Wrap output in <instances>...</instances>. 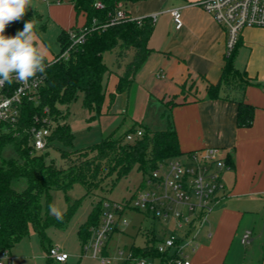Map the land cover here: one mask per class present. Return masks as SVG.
<instances>
[{
    "label": "trees",
    "instance_id": "trees-1",
    "mask_svg": "<svg viewBox=\"0 0 264 264\" xmlns=\"http://www.w3.org/2000/svg\"><path fill=\"white\" fill-rule=\"evenodd\" d=\"M141 1L147 0H74L76 12L85 13L84 26L90 29L83 44L70 51L68 60L48 61L45 58L47 65L45 72L36 75L40 81L37 88L39 103L33 105L27 100L23 101L20 118L16 124L19 126L17 130L0 123L1 249L9 250L14 243L28 234L29 229L38 230L39 202L43 194L48 197L49 192L65 190L73 184H80L85 193L90 194L112 175L117 179L134 167L147 173L159 162L181 155L171 118V108L175 105L173 101L161 113L163 130L149 131L142 128L141 138L132 142H126L125 136L136 129L130 128L118 135L114 131L92 150L74 152L76 156L73 158L61 152L63 164L59 166L53 160L47 159L44 154L37 155L38 153L31 152L29 145V130L36 125L34 119L42 118L44 109L48 110L47 116L56 125L49 137V143L58 141L64 146L71 145L72 135L65 118L67 105L78 92L83 93L84 106L93 109L99 115L105 101L101 81L108 72L102 60L104 53L113 52L116 67H123L111 95L127 93L133 85L135 73L150 51L147 42L152 33L153 22L150 18H145L140 23L124 21L100 28H92L91 24L95 20L96 27L104 25L112 18L118 6L123 8L128 3ZM96 2H99L102 8L96 9L94 7ZM29 20L33 22L36 33L44 28L40 15L34 11H27L21 20L10 23L4 34L15 35L18 30H23L24 23ZM58 41L60 51L54 59L69 46L65 31L58 35ZM235 47L224 58L219 80L216 83H207L205 98L216 99L222 92L224 99L237 105L236 124L242 128L251 125L253 107L242 99L243 90L251 82L244 72L234 67ZM126 59L128 60L125 63ZM57 105L64 109L59 112ZM20 127H26V130L22 132ZM15 131L18 132L14 135ZM6 147H10L16 156L3 158L2 152ZM21 181L23 187L17 189L21 186ZM86 230L87 227H84L81 232L85 233ZM142 234L146 235L144 247H131L132 255L163 261L154 246L149 245L154 242V236H147L149 234L144 231Z\"/></svg>",
    "mask_w": 264,
    "mask_h": 264
},
{
    "label": "crops",
    "instance_id": "crops-1",
    "mask_svg": "<svg viewBox=\"0 0 264 264\" xmlns=\"http://www.w3.org/2000/svg\"><path fill=\"white\" fill-rule=\"evenodd\" d=\"M43 1L49 5L52 0ZM200 1L147 0L123 6L131 17L154 16L150 51L133 84L148 101L164 107L169 100L175 103L171 118L181 154L215 147L228 161L223 174L227 198L209 213L190 264H264V27L244 28L234 49V67L251 82L242 99L253 107L251 125L239 128L234 102L224 99L222 92L216 99L205 98L207 83L220 78L226 33L198 6ZM39 4L40 0H30L26 11L41 16ZM64 7L66 19L58 22L62 31L85 25L86 15L76 12L74 0ZM173 9L180 12L179 29L170 16ZM144 232L157 240L163 237L152 229ZM245 232L250 238L242 244ZM149 264H159V259Z\"/></svg>",
    "mask_w": 264,
    "mask_h": 264
},
{
    "label": "built area",
    "instance_id": "built-area-1",
    "mask_svg": "<svg viewBox=\"0 0 264 264\" xmlns=\"http://www.w3.org/2000/svg\"><path fill=\"white\" fill-rule=\"evenodd\" d=\"M198 6L209 14L226 33L225 54L228 55L236 46L240 32L246 27H264V0H201ZM96 9L102 8L99 2L94 4ZM175 28L181 27L178 9L170 11ZM146 17H131L122 7L118 6L112 18L96 27L95 20L92 28L107 27L124 21L142 22ZM153 21L154 16H149ZM85 26L66 31L69 46L56 60H68L70 51L83 44L89 32ZM159 77V74L157 75ZM39 78L30 79L28 85L13 81L0 86V123L15 127L21 113V105L27 100L38 105L37 88ZM42 118L34 119L35 126L29 130V145L35 153L43 152L54 129L55 122L47 116L48 110H43ZM142 136V130L126 134L125 141L132 142ZM229 169L226 155L215 147H206L182 154L181 158L173 157L159 162L149 170L137 190L127 201L120 203L105 202L101 223L94 231L90 248L93 257L98 258L99 264H109L111 259L104 252V245L113 229L116 228L115 217L131 211L142 214L150 222L163 224L166 232L160 239H154L149 244L154 246L158 256L163 261L159 264H190L186 249L193 252L198 246V235L207 223V217L226 198L227 192L223 182V174ZM170 219V220H169ZM168 221L170 223L168 224ZM250 232H245L241 243L246 244ZM117 261L128 264H149L150 258L135 257L132 249L127 252L118 251ZM47 258L58 264H64L68 255L59 248H49ZM116 260V259H115ZM0 264H13V258L8 249L0 248Z\"/></svg>",
    "mask_w": 264,
    "mask_h": 264
},
{
    "label": "rangeland",
    "instance_id": "rangeland-1",
    "mask_svg": "<svg viewBox=\"0 0 264 264\" xmlns=\"http://www.w3.org/2000/svg\"><path fill=\"white\" fill-rule=\"evenodd\" d=\"M57 1L60 4H57ZM65 2L67 0H52L47 5L43 0H40L39 8H37L41 14V21L44 23V28L36 33L39 38L37 43L48 61H51L60 51L58 35L62 31V27L59 25L66 19ZM71 15H74L72 10ZM79 18L82 19L81 14H78ZM102 60L108 72L101 81L102 89L105 92V101L99 115L93 109L84 106L83 93L78 92L67 105L65 118V123L72 135L71 145L64 146L58 141H52L45 151L37 154H44L57 166L63 164L61 152L65 156L69 155L73 158L76 156L74 152L92 150L104 137L114 131L118 135L130 128L136 130L147 128L149 131L164 129L161 113L165 107L166 109L169 107L172 101L169 100L165 107L155 100L148 101L134 84L127 93L111 95L114 93V84L117 77L122 74L123 67H116L113 52L104 53ZM127 60L124 62L126 63ZM182 91L185 92L183 89ZM57 108L59 112L64 109L60 105H57ZM60 115L58 114V116ZM17 128L19 126L12 129L17 130ZM20 130L23 132L26 127ZM17 132L15 131L13 134L15 135ZM92 155L93 153L90 156ZM181 155L176 157L181 158ZM15 156L10 147H6L2 152V157L5 159ZM147 173L134 167L126 175L117 179L115 175H112L90 194H86L80 184H73L65 190L51 191L48 197L43 194L39 202L38 230L29 229L27 235L9 248L13 264H58L47 258L49 248H59L67 254L68 259L65 264H99L98 258L93 257L89 245L93 239L94 231L101 223L102 215L105 212V202L127 201L137 190ZM20 184L21 186L17 189L23 187L22 181ZM53 204L60 210V218L51 213L50 205ZM115 222L116 228L112 230L103 246V252L105 250L106 256L111 259L109 264H121L115 261L118 259L116 256L118 251L127 252L131 247H143L146 239L142 234L144 230L152 229L159 236L169 227L168 225L165 228L163 224L159 223L153 224L142 214L131 211L115 217ZM169 223L170 221H168ZM84 227H87L85 233L81 232ZM200 238L198 246H200ZM196 248L193 252L186 249L189 260L194 256Z\"/></svg>",
    "mask_w": 264,
    "mask_h": 264
},
{
    "label": "clouds",
    "instance_id": "clouds-1",
    "mask_svg": "<svg viewBox=\"0 0 264 264\" xmlns=\"http://www.w3.org/2000/svg\"><path fill=\"white\" fill-rule=\"evenodd\" d=\"M29 4L30 0H0V86L11 85L13 81L27 86L30 79L44 73L47 67L31 20L15 35L4 34L10 23L24 17ZM50 211L60 218L61 212L54 204L50 205Z\"/></svg>",
    "mask_w": 264,
    "mask_h": 264
}]
</instances>
